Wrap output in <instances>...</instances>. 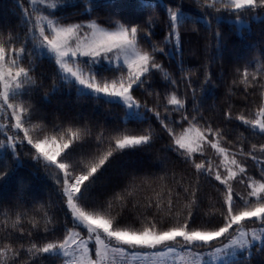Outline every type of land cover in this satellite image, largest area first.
<instances>
[{
	"label": "snow or ice",
	"instance_id": "1",
	"mask_svg": "<svg viewBox=\"0 0 264 264\" xmlns=\"http://www.w3.org/2000/svg\"><path fill=\"white\" fill-rule=\"evenodd\" d=\"M16 3L0 264H264V39L229 59L223 30L264 0Z\"/></svg>",
	"mask_w": 264,
	"mask_h": 264
},
{
	"label": "trees",
	"instance_id": "2",
	"mask_svg": "<svg viewBox=\"0 0 264 264\" xmlns=\"http://www.w3.org/2000/svg\"><path fill=\"white\" fill-rule=\"evenodd\" d=\"M19 14V8L17 6L16 0H0V21L12 22L17 21ZM223 30L227 34V52L226 57L231 59L237 56H245L250 51H252L253 46L258 44L264 35V24L258 22H252L251 27L247 24L241 28L239 31L235 30L233 25L229 22H225L223 25ZM186 60L190 61L193 65L198 64V55H194L191 52H185ZM193 79H196V74H193ZM78 103H86L87 106L93 104L92 101H78L75 93L71 95L64 93L53 100V105H59L63 107L71 108ZM98 110H101L98 108ZM122 115V112L120 113ZM26 178L35 179L37 183L40 182L39 178L32 177L30 170H25ZM43 173H40V177H43ZM255 264H261L259 256L255 257Z\"/></svg>",
	"mask_w": 264,
	"mask_h": 264
},
{
	"label": "rangeland",
	"instance_id": "3",
	"mask_svg": "<svg viewBox=\"0 0 264 264\" xmlns=\"http://www.w3.org/2000/svg\"><path fill=\"white\" fill-rule=\"evenodd\" d=\"M245 25H246V24H244V25H240L239 28H241V27H243V26H245Z\"/></svg>",
	"mask_w": 264,
	"mask_h": 264
}]
</instances>
